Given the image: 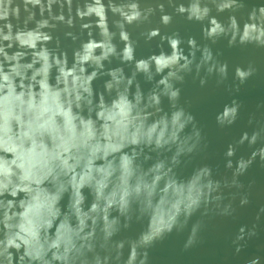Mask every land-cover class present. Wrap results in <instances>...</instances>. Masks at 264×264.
Wrapping results in <instances>:
<instances>
[{"label": "clouds", "instance_id": "obj_1", "mask_svg": "<svg viewBox=\"0 0 264 264\" xmlns=\"http://www.w3.org/2000/svg\"><path fill=\"white\" fill-rule=\"evenodd\" d=\"M174 16L211 45L264 52V0H0V264H152L174 233L187 252L208 220L236 221L250 204L255 180L240 178L264 168V101L225 145L221 172L195 162L208 143L180 85L215 78L230 97L215 124L231 129L243 107L233 93L257 63L234 65L229 87L220 51L161 31ZM261 232L264 203L231 235L232 256ZM243 264H264V248Z\"/></svg>", "mask_w": 264, "mask_h": 264}, {"label": "water", "instance_id": "obj_2", "mask_svg": "<svg viewBox=\"0 0 264 264\" xmlns=\"http://www.w3.org/2000/svg\"><path fill=\"white\" fill-rule=\"evenodd\" d=\"M224 18L225 16L220 17V19ZM129 31L132 33L133 39L139 38L138 29L133 28ZM161 31L179 32L185 41L188 36H194L198 44L208 43L214 54L220 51L222 55L217 59L226 60L229 63L228 79L225 82L229 87L233 85L232 69L234 65L246 66L250 59L257 63V73L240 88L238 93H233L237 95L243 107L240 118L231 129H220L215 124V113L222 107L223 103L230 99L228 93L224 92L223 86L220 88L215 86V78H212L208 86L203 89L198 86V82L194 83L191 77H186L185 83L180 85L182 89L180 104L196 117L198 124L202 126L203 134L208 143V148L203 154V160L201 157H197L195 162L209 163L213 166L219 164L220 171L223 172L222 152L225 145L231 142L233 138L238 137L239 133L244 130L248 113L255 111L258 102L264 101V52L252 49L229 50L222 40L211 45L209 41L201 38L198 24L188 23L179 16H174L172 23L167 28L162 27ZM63 43L65 46L71 45L70 41H63ZM120 46L122 47V45ZM149 50V46L144 45L143 40L140 39L137 54L146 55ZM185 51L187 52L186 45ZM113 66H115V62ZM101 84L102 81L96 82L97 86ZM145 87L148 86L145 85ZM165 107H167V101H165ZM240 154H246V150H240L238 155ZM187 171H190V168L185 170V174ZM240 179L246 186L249 180H255V184L251 189L250 204L243 209H237L236 221L219 217L208 220L205 229L201 232V242L187 252L181 251L184 234L177 235L174 233L151 250L152 264H243L245 257L256 254L258 249L264 248V232H261L258 239L249 242L248 248L241 253L240 257L234 258L232 256V250L229 246L231 235L234 234L240 223H250L257 206L264 203V168H261L258 163L253 164L248 173ZM139 230L140 225L133 224L126 235H135Z\"/></svg>", "mask_w": 264, "mask_h": 264}]
</instances>
